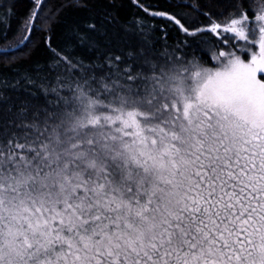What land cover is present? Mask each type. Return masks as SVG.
Instances as JSON below:
<instances>
[{"label": "snow or ice", "instance_id": "6c2138e0", "mask_svg": "<svg viewBox=\"0 0 264 264\" xmlns=\"http://www.w3.org/2000/svg\"><path fill=\"white\" fill-rule=\"evenodd\" d=\"M31 3L0 4V264H264V0Z\"/></svg>", "mask_w": 264, "mask_h": 264}, {"label": "trees", "instance_id": "16d2710c", "mask_svg": "<svg viewBox=\"0 0 264 264\" xmlns=\"http://www.w3.org/2000/svg\"><path fill=\"white\" fill-rule=\"evenodd\" d=\"M82 3H86V8H69L65 11V14L61 17V23L57 25L56 31L58 33H64L80 19H86L90 17H98L99 14L108 11L112 12L117 20V26H126L134 22L138 17L144 18L145 22L149 26L155 25L157 27L162 26L165 21L161 18H152L146 16L134 3L133 0H81ZM142 3L152 5L153 7L167 8L169 11L183 12L188 11L184 8H176L172 5L178 3V0H141ZM191 2V0H189ZM5 0H0V4H4ZM15 6L11 9L14 13L12 17V30L16 31V28L22 20L27 17L29 11L32 8L31 0H14ZM114 5V7H113ZM6 11L5 8H0V13ZM169 43H175L180 38L175 31L169 30ZM38 35V34H37ZM159 35V33H156ZM35 38V37H34ZM3 45H0L2 47Z\"/></svg>", "mask_w": 264, "mask_h": 264}, {"label": "rangeland", "instance_id": "374dc122", "mask_svg": "<svg viewBox=\"0 0 264 264\" xmlns=\"http://www.w3.org/2000/svg\"><path fill=\"white\" fill-rule=\"evenodd\" d=\"M259 75H264V74H259Z\"/></svg>", "mask_w": 264, "mask_h": 264}]
</instances>
